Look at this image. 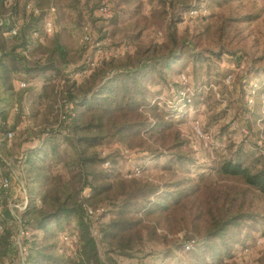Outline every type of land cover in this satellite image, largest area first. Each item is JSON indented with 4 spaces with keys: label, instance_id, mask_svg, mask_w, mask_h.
I'll list each match as a JSON object with an SVG mask.
<instances>
[{
    "label": "trees",
    "instance_id": "16d2710c",
    "mask_svg": "<svg viewBox=\"0 0 264 264\" xmlns=\"http://www.w3.org/2000/svg\"><path fill=\"white\" fill-rule=\"evenodd\" d=\"M28 1L36 11L27 10L21 0H0V163L5 171L0 169L9 176L15 168L10 169L6 160L16 162L17 178L27 193L25 208L14 212L5 193L0 194V264H8L12 257L19 264H126L121 258L132 257L145 240L166 238L158 229L173 235L182 232V237L170 242L179 253L175 264H225L236 245H246L248 234L256 230L254 224L264 221V210L258 208L264 202V154L238 145L213 159L207 172L193 176L190 166L195 160L187 140L174 128L166 107L151 103V97L153 87L170 85L168 75L181 64L178 61H190L198 80V71L209 65L212 55L234 52L223 46L215 51L194 50L190 42L178 39L171 21L161 42L138 44L132 52L103 59L82 81L65 83L62 89L57 85L62 66L76 58L67 38L77 39L82 33L80 2ZM109 1L111 32L123 20L139 16V1ZM208 1L157 0L151 16L163 18L175 6L186 13L201 5L208 9ZM230 1L223 0L219 6ZM51 8L56 10L59 28L47 35L43 24ZM13 27L16 33L7 35ZM241 53L234 56L237 64L230 75L233 87L244 97L234 117H243L249 130L260 137L264 100L258 83L251 108L247 98L251 76L264 72L260 64L264 56ZM35 78H41L38 92ZM19 79L29 84L19 88ZM176 87L177 99L185 107L198 96L193 91L182 95L184 86L179 82ZM37 114L43 117L42 124L36 125L39 134L30 121ZM18 130L26 135L13 142ZM113 144L134 152V158L163 157L154 166L159 173L148 178L135 176L134 169L125 175L116 171L113 164L119 149H111ZM98 208L102 210L92 220L89 209ZM105 214L108 219L101 222ZM11 221L15 229L19 221L29 232L22 256L11 239L13 232L7 225ZM65 230L76 236L72 254L58 247L59 233Z\"/></svg>",
    "mask_w": 264,
    "mask_h": 264
},
{
    "label": "rangeland",
    "instance_id": "374dc122",
    "mask_svg": "<svg viewBox=\"0 0 264 264\" xmlns=\"http://www.w3.org/2000/svg\"><path fill=\"white\" fill-rule=\"evenodd\" d=\"M138 1L140 2L139 16L123 20L118 29H113L111 32V2L109 0H89L88 2L79 0L83 12L82 33L77 39L67 38V45L74 51L76 58L73 63L62 66L63 74L57 79L58 88L63 89L65 83L82 81L90 70L103 59L132 52L138 44L144 46L151 42H161L164 39L165 27L169 26L172 21L178 39L190 42L194 50L215 51L223 46V49L227 48L234 52L232 54L223 53L218 58L212 55L209 65L198 71V80L193 76L194 68L190 61H178L181 64L175 65L173 72L168 75L170 85L156 86L152 89L151 103L157 102L166 107L165 109L169 111L168 115L174 119V128L180 131L181 136L187 140L189 149L193 152L195 162L190 166L193 176L207 172L213 159L217 160L220 156L227 155L228 149H235L238 145L246 150L264 154V134L259 137L256 131L249 130L243 117L240 116L239 120L234 117L236 107H239L244 97L241 99L238 87H233L230 79V75L233 74L232 69L237 64L235 55H241L243 51L248 57L264 56V0H232L221 6L219 2L223 0H209L208 9L201 5L199 8L190 10L189 13H186V10L184 11L180 6H175L168 8L170 13L163 18L151 16V10L157 6V0ZM103 2L108 4L106 13L108 15L97 11L99 4ZM55 11L46 10L45 16L54 18L56 31L59 25ZM247 16L251 18H246ZM86 32L92 35L93 44L84 41L83 33ZM247 60L244 56L242 63L245 64ZM260 64H264V61H260ZM41 78L32 79L37 92L42 84ZM251 78L253 85L250 87V94L247 98L248 108L253 105L257 83L261 91L259 95L264 100V72H259L258 75L253 74ZM260 81H262L261 84ZM177 82L184 86L182 95H186V92L191 93V91L198 94L186 107L177 99L178 94L175 92ZM59 96L58 103L60 104L61 95ZM27 105L29 114L35 112L31 110L33 105L30 100ZM261 109H264V106H261ZM41 120H43L41 114L32 115L30 121L34 125L33 129L40 128L36 125L42 124ZM56 122L52 120L53 126H56ZM224 126L225 130L222 131ZM22 130L15 132L13 142L22 141L21 138L26 135ZM37 133L40 132L37 130ZM31 137L36 138L35 134H31ZM110 148L114 150L118 147L113 144ZM118 149L120 152H116L113 164L116 171L125 175L134 169L135 176L148 178H154V174L159 173L154 166L160 163L163 157L137 155L138 158H134L136 157L134 152ZM103 151L107 153L108 147H105ZM6 161L10 169L11 167L19 169L15 166L16 162H10L9 159ZM109 165V163L105 164V166ZM0 168L5 171V166L1 163ZM9 176L13 180L12 187L5 196L7 197L12 191L17 204L21 194L20 181L14 178L13 171H10ZM17 177H19L18 174ZM2 196L3 203L5 198ZM258 206L260 210H264V202H259ZM101 210L102 208H98L95 212H91V219H95ZM107 219V214L100 217L101 222ZM7 225L11 232H15L16 223L11 221ZM254 228L256 230L247 236L246 245L244 247L236 245L232 249L233 255L225 259V264H264V221H257ZM161 230L158 229L157 232L165 234L166 238L145 240L139 251L130 258L122 257V262L126 264H175L179 259L177 257L179 253L170 242L174 238L182 237V232L173 235ZM92 232L95 234L97 232L95 225ZM74 234L70 230L59 233V250H64L68 254L73 253V239L71 238ZM64 236L71 241L64 240ZM167 250L170 251L167 252ZM100 251L103 253L101 248ZM8 261V264H19L17 257H12Z\"/></svg>",
    "mask_w": 264,
    "mask_h": 264
},
{
    "label": "built area",
    "instance_id": "2783aa9c",
    "mask_svg": "<svg viewBox=\"0 0 264 264\" xmlns=\"http://www.w3.org/2000/svg\"><path fill=\"white\" fill-rule=\"evenodd\" d=\"M6 2H9L11 3L13 0H5ZM21 2H23L25 4V8L27 10H33V11H36L34 9V7L32 6V4L28 1V0H21ZM107 10H108V4L103 2L101 3L98 8H97V11H99V13L101 14H105V15H108L106 14L107 13ZM51 12H54V9L51 8L50 9ZM2 23V20H0V24ZM54 18L52 19L51 17H48L46 16L45 19H44V24H43V31L45 34L47 35H50L52 34L54 31H55V25H54ZM16 33V29L13 27L11 28L6 34L11 36L13 34ZM83 39L84 41L86 42H89L90 44H93V42L91 41V39H89V35L87 33L84 34L83 36ZM97 45V43H96ZM99 50V49H97ZM29 84V82H27L26 80L24 79H19L17 82H16V86L19 87V88H23L25 86H27ZM22 126L24 125V123L21 124ZM199 133V131H198ZM12 136V133H8V137L11 138ZM17 171L18 169L15 168L14 169V178H17ZM20 184V182H19ZM12 187V177L11 176H8V175H5L1 169H0V194L1 193H7L9 192V190L11 189ZM20 188H21V194L19 196V203H15L16 202V197L12 196L10 197L9 195L7 196V205L9 207V209L14 212L16 209L17 210H23L26 206V200H27V193H26V190L22 187V185L20 184ZM90 214H92L91 210H89ZM0 229H1V225H0ZM29 235V232H27L26 230H24L21 226V223L18 221L17 223V229H15V232H13L12 236H11V239H12V242L13 244L17 247L18 249V252L19 254L22 256L24 254V245H23V239L25 237H27ZM75 234L73 235V237L71 239H75ZM64 240H68V241H71L69 238H67L66 236L63 237ZM72 240V241H73Z\"/></svg>",
    "mask_w": 264,
    "mask_h": 264
},
{
    "label": "crops",
    "instance_id": "0c3cea01",
    "mask_svg": "<svg viewBox=\"0 0 264 264\" xmlns=\"http://www.w3.org/2000/svg\"><path fill=\"white\" fill-rule=\"evenodd\" d=\"M12 181H13V180H12ZM11 195L13 196V193H12V191H10V194H9V196H11Z\"/></svg>",
    "mask_w": 264,
    "mask_h": 264
}]
</instances>
